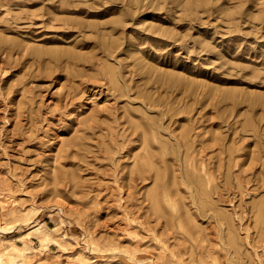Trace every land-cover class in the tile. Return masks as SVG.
I'll list each match as a JSON object with an SVG mask.
<instances>
[{
  "label": "rangeland",
  "instance_id": "1",
  "mask_svg": "<svg viewBox=\"0 0 264 264\" xmlns=\"http://www.w3.org/2000/svg\"><path fill=\"white\" fill-rule=\"evenodd\" d=\"M0 65V264H264V0H0Z\"/></svg>",
  "mask_w": 264,
  "mask_h": 264
},
{
  "label": "bare ground",
  "instance_id": "2",
  "mask_svg": "<svg viewBox=\"0 0 264 264\" xmlns=\"http://www.w3.org/2000/svg\"><path fill=\"white\" fill-rule=\"evenodd\" d=\"M3 73H4V70H3L2 66L0 65V79H1V77L3 75ZM104 77H106L107 79L111 80L114 77L113 71L105 72ZM115 78H116V74H115ZM80 83L82 84V83H84V81L81 80ZM90 84L94 88L93 87H89L88 85H86V86L85 85H82V87H75L71 91V92H73V91L74 92L75 91L76 92H81V95H82V99L80 101L79 100L76 101L75 100L76 98L73 96V94H71L72 97L70 98V103H72V105H74L75 109L80 108V106H82L84 104L85 105H88V107H90L91 105H93L92 104L93 103V100H94L95 97H97V94H100L104 90V89L101 88V83H99V82H96V81L92 80V81H90ZM97 86H99L100 89L99 88L98 89H95ZM114 88H119V85H115ZM105 92H107V89H106V91H104V93ZM6 93H7V91H6ZM109 94L110 93L104 95L105 98L103 99V103H105V106L106 107H114L115 98H114V96H109ZM0 95H4V92L1 93V91H0ZM98 96H100V95H98ZM66 98H67V95L63 96L60 100H58V102H55V103H57V106H58V107L55 108L57 111L62 110L63 112H65V106H66V103H67ZM47 99H48L47 100V103L50 102L51 101V96L50 97L47 96ZM95 99H98V98H95ZM0 104H1L0 105V110H2V111H5L7 109V107H9V109H14V107H15L14 106V103L11 102V101L10 102H4V103H1L0 102ZM46 114H48L47 111L45 112V115ZM6 116L7 115H5V114L2 115L3 118H2V121L1 122H4L5 121ZM43 119L45 120V122H44L45 123V127L44 128H46L47 127L46 121H48V119L46 117H44ZM95 127H97V125L94 122L89 123L88 126H87V128H95ZM121 130L124 131V127ZM0 135H2V133H1V127H0ZM112 138H113V136H112ZM2 144L5 146V145H7V142H4V143L2 142ZM200 167H201V170L203 171L204 175H206L207 182L210 183L211 182V178H210V175H207L209 173H208V170L206 169L205 165L202 164ZM191 237L193 239H195L197 243L200 240L203 239V236H196V235H194V236H191ZM210 248H211L210 245H206V244H202L201 245L200 244V249H201L200 251L210 250ZM0 260H1V258H0ZM11 263L12 264H16L15 261H11Z\"/></svg>",
  "mask_w": 264,
  "mask_h": 264
}]
</instances>
